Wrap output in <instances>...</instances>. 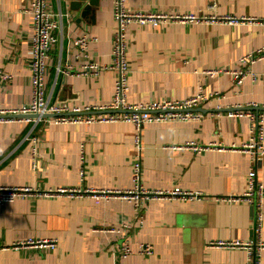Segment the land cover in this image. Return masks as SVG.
I'll use <instances>...</instances> for the list:
<instances>
[{
	"label": "crops",
	"instance_id": "crops-1",
	"mask_svg": "<svg viewBox=\"0 0 264 264\" xmlns=\"http://www.w3.org/2000/svg\"><path fill=\"white\" fill-rule=\"evenodd\" d=\"M32 0H0V110L18 109L31 100L29 51L33 34ZM57 42L47 60L44 98L48 106L68 109L104 106L113 95L115 73L77 77L83 62L111 64L115 28L112 0L83 15L67 0H48ZM130 10L231 15L264 19V0H127ZM95 39L86 60L75 59L74 39ZM130 103L174 100L219 92L194 109L198 121L148 123L142 128V184L148 190L181 189L207 197L241 195L254 167L263 186L260 233L254 211L242 203L212 200L149 201L140 212L124 200L96 203L90 197H21L0 206V264H247L242 249L209 247L215 241L264 243V156L253 161L241 151L174 150L193 142L241 147L248 141V119L227 109L264 105V60L251 66L257 80L235 88L229 75L208 77L207 70L235 69L239 59L264 47L262 25L131 24L126 31ZM221 107L219 113L215 112ZM135 130L125 122L53 125L38 121L0 123V186L47 190L81 188L127 190L132 187ZM36 142H32V138ZM264 145V142H263ZM34 150V151H32ZM34 153V155H33ZM128 225L125 234L106 229ZM54 240V249H16L27 240ZM126 240L131 253L120 257ZM152 247L151 255L140 253ZM264 264V249L259 255Z\"/></svg>",
	"mask_w": 264,
	"mask_h": 264
},
{
	"label": "built area",
	"instance_id": "built-area-1",
	"mask_svg": "<svg viewBox=\"0 0 264 264\" xmlns=\"http://www.w3.org/2000/svg\"><path fill=\"white\" fill-rule=\"evenodd\" d=\"M127 0H112V13L115 28L113 31V41L111 50V64L100 66L96 63L87 61L80 65L79 70L66 73L77 77H96L102 71L110 70L115 73L113 95L109 104L104 106H91L68 109L66 107L48 106L44 98V79L47 72V60L50 57L52 48L57 42L53 31L56 27L52 13L49 9L48 0H32L29 12L32 15L33 34L29 51L30 85L31 100L26 106L18 109L0 110V123L11 121H44L53 125H91L99 123H118L125 122L133 125L135 134L133 145L135 149L134 161L131 165L132 187L127 190H92L81 188H58L39 190L31 187H5L0 186V206L13 202L17 198L23 197H67L70 199L79 197H90L96 203L112 198L130 202L136 212H140L144 205L149 201L155 200H212L218 203L235 204L242 203L250 206L254 211L255 231L260 233L261 221L263 216V186L257 180L254 167H250L247 175V188L241 195H229L223 197H207L199 192L184 191L173 189L169 191L148 190L142 184L141 153L142 128L148 123L165 122H189L198 121L201 118L194 109L207 102L210 98H224L219 92L206 95L202 88H198L196 93L182 101L161 100L148 101L144 103H130L127 97L129 66L127 63L126 31L131 24L140 26L149 25L156 29L160 26L179 24V25H262L264 19L256 17H236L231 15H207L196 13H165V12H143L141 10H130L127 7ZM95 39L80 36L73 41L75 49V59L86 60L88 58V47L94 43ZM264 60V47H259L239 59L238 67L235 69L207 70L204 74L208 77L215 75H229L231 83L235 88L240 87L245 79L257 80L258 76L251 70V66ZM0 78L5 80L9 77L0 70ZM221 107L218 106L215 112L219 113ZM230 117L248 119V141L237 147H229L221 144H210L199 146L193 142L181 146H174V150H190L195 153L202 151H241L253 161H258L264 156V105L248 104L246 107L236 105L227 109ZM33 116H36L33 118ZM49 116V117H47ZM32 142L36 139L33 137ZM34 151V150H32ZM34 155V153H33ZM128 225L122 224L120 228L106 229V232L125 234ZM57 242L54 240H27L20 241L12 245L16 249H54ZM213 248L242 249L247 252V264H260L259 255L264 249V243L260 241H250L242 243L239 241H215L208 244ZM140 253L144 255L152 254L150 245H141ZM131 253L130 244L124 240L120 257L125 259Z\"/></svg>",
	"mask_w": 264,
	"mask_h": 264
},
{
	"label": "water",
	"instance_id": "water-1",
	"mask_svg": "<svg viewBox=\"0 0 264 264\" xmlns=\"http://www.w3.org/2000/svg\"><path fill=\"white\" fill-rule=\"evenodd\" d=\"M67 1H69V6L72 10H81L83 15L92 11V8H97L99 6V0H67ZM35 117L36 116H33V118Z\"/></svg>",
	"mask_w": 264,
	"mask_h": 264
}]
</instances>
